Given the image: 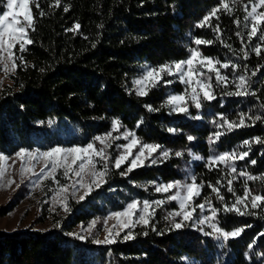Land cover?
I'll return each instance as SVG.
<instances>
[{
  "label": "trees",
  "instance_id": "16d2710c",
  "mask_svg": "<svg viewBox=\"0 0 264 264\" xmlns=\"http://www.w3.org/2000/svg\"><path fill=\"white\" fill-rule=\"evenodd\" d=\"M224 2L231 12L221 7L222 0H60L58 6L55 0L31 1L35 30L28 29V36L33 43L22 53L16 50L12 84L0 89V153L85 146L111 131L114 120L141 144L160 148L156 163L130 172V162L120 168L111 163L105 182L82 200L69 199L65 212L52 213L48 230H0V264H264V202L256 209L251 208L250 198L247 209L238 205L251 215L224 211L225 204L231 207L236 196H243L245 187L252 194L264 195V180L239 175L244 171L264 176V143L255 142L256 137L264 140V45L260 55L252 50L261 41L257 37L248 41L251 21L244 19L245 5L251 11L257 0ZM5 4L6 0L0 2V14L7 10ZM215 8L219 11L198 27ZM195 39L212 43L196 45ZM190 48L219 61L216 67L228 78L226 83H217L215 73L201 69L204 76L198 78L211 83L215 99L205 100L201 93V107L196 108L191 88L167 73L147 95H137L134 81L144 66L158 68L187 60ZM241 48L248 53L246 59ZM223 63L229 67H220ZM239 75L248 80L249 94L227 95L237 91ZM172 94L186 95V113L168 106ZM241 113L245 126L230 131L227 125L218 126L223 124L221 116L238 123ZM256 116L261 119L255 120ZM216 132L223 134L216 138ZM245 140L250 143L244 145ZM165 150L167 158L160 155ZM177 152L181 155L176 156ZM241 152L248 156L239 159ZM223 153H235L237 158L209 164L210 157ZM229 165L237 171L231 172ZM192 176L202 185L200 195L191 202L193 218L169 216L179 206L167 199L171 190L158 193L156 186L191 183ZM228 180L235 195L227 190ZM209 185L219 188L223 201ZM134 200L163 204H155L148 225L129 231L132 238L124 239L128 235L124 232L114 243H96L102 220ZM198 204H205L204 209ZM14 207L13 203L1 206L0 215ZM212 208L218 209L215 219L199 223L211 216ZM91 221H98L92 233L79 238L76 230ZM175 223L182 226L176 228ZM210 224L227 232L242 231L225 240Z\"/></svg>",
  "mask_w": 264,
  "mask_h": 264
},
{
  "label": "snow or ice",
  "instance_id": "6c2138e0",
  "mask_svg": "<svg viewBox=\"0 0 264 264\" xmlns=\"http://www.w3.org/2000/svg\"><path fill=\"white\" fill-rule=\"evenodd\" d=\"M2 2V0H0ZM56 5L58 6L60 3V0H55ZM236 0H233V3H235ZM6 7V11H4L2 14H0V58H5L8 61H11V67L15 69L17 67L16 65V56L13 51L15 46L19 45L20 52H24L26 50V45L32 44V39L28 36V29H34V17L31 13L30 8V0H6V4L4 5ZM39 7V5H36ZM221 7L229 12L232 11L229 4L227 2H224L222 0ZM247 5H245V11L247 12L246 16L244 17L245 21H251V27L250 30L247 33L248 41H251L253 37H257L261 43H258L255 45V47L252 49L257 55H260L261 53V47L264 45V29L261 28V24H264V11H257L258 8L264 7V0H257V2L253 3L251 6V11H247ZM64 11H68V8L65 7ZM219 11L218 8L213 9L207 16L203 18V20L197 25L198 27L204 26V24L210 19L211 16L215 15V13ZM41 15H43V12H41ZM235 23L239 25L240 21L236 20ZM80 25L76 24L75 29H79ZM249 24L245 23V28H248ZM74 29H69V31H73ZM215 31H219V27L217 26ZM259 33V35H258ZM236 35L239 37L241 35L240 32H237ZM196 45L201 44H210L212 41L207 40H201V39H195L193 41ZM226 47L231 48V45H225ZM190 56L187 60L176 62L174 65H162L159 68H150L147 70L145 75L136 81L134 83L136 85H141L137 90V95L144 96L147 95V85L151 84V86L155 87L157 83L163 78L162 74L167 73L168 75H176L179 74V80L189 86L191 88V94L190 99L195 103L196 108L201 107V103L199 100V96L202 93L203 98L205 100H212L215 99L214 95L212 94L211 83L205 82L204 80L199 79L198 77L204 76V71L201 69H206L207 72L215 73V78L217 83L227 82V77L225 75H222L220 72V69L216 67V64L220 63L219 61H214L212 58L204 57L202 56V53L198 51L197 48H190ZM241 51L244 52L245 59L247 58L248 53L244 51L243 48H241ZM6 54V56H5ZM19 59L23 61V56H20ZM200 65L201 68L198 69L196 65ZM185 65L187 66L185 70ZM222 68H228V63H223L220 65ZM232 67L235 69L238 67L237 65H232ZM246 67V66H245ZM173 68L175 71H173ZM5 71H8V65L5 64ZM253 75H255V72H253ZM209 80L211 77L208 78ZM238 83H236L237 91L235 92H229L227 95H236V96H245L248 95L247 86H248V80L244 75H239L237 77ZM166 83H171V81H166ZM235 83V81H234ZM252 95H255V93H251ZM167 104L173 105V110L178 112H187L188 108L186 105V95L185 94H179V95H171L169 96L167 100ZM148 107L149 111H155L156 109H152L151 106ZM264 107V105H262ZM251 119V117H249ZM260 116H256L255 120H260ZM221 120H223L222 125H218L220 127H223L224 125H227L228 130L230 131L233 128L242 127L245 126V119L244 114H240L239 122L235 121H229L225 119L223 116H221ZM119 126V121L114 120L112 127L114 130H116ZM169 131H173L172 129H169ZM223 133L216 132L214 133L216 138H219ZM129 136L132 137L129 143L121 145L124 149L123 153L118 155L115 158L114 166L116 168H120L122 164H124L126 161L129 160V157L133 156V149L137 147V145L140 144V141L135 137L134 133H125L124 138L127 139ZM111 137V132L105 134V136H97L95 137L96 141H99L101 145H104V147L97 148L94 143H89L86 147H73L68 149H62L59 147L52 148L49 151L41 152V153H32L28 152L25 149H21L16 155L17 157L21 158V175H23L27 171H31V169L23 163V158L25 156L28 157L29 160L37 159L38 157H43L46 160L51 161V168L50 172L54 173L58 167H64L65 172L64 175L68 176L69 172H74L75 176L79 179L77 180V183L81 185V187H86L89 190L91 189L92 185H95L97 187L100 186L101 183L105 182L104 178L107 175L108 171V154L106 153L105 149L109 146V144L106 142L107 138ZM118 139V137H117ZM189 140L193 139V137L189 136ZM256 143H264V140H262L260 137L255 138ZM244 145H248L250 142L248 140H245ZM160 148V145H153V144H147L144 143L139 147V151L135 154L134 158L130 161V166L127 169L128 172L132 171L133 168H138L143 165L144 160L151 156L152 153H155ZM147 154V155H146ZM160 155L163 158H167L169 156V151H161ZM176 156H180L181 153L177 152L175 153ZM246 156H248V152H241L239 154V159H244ZM70 157V159H69ZM99 157L101 161L104 162L102 170H98L96 166V160L95 158ZM237 158L235 153H223L220 155H216L213 157H210L209 164H216V163H225L226 161L233 160ZM6 159L3 156H0V160ZM199 159V157H197ZM152 163H156V160L153 159ZM252 164H255L256 161L252 160ZM76 165V168H73V166ZM231 167V172L235 173L237 169L234 166L229 165ZM48 168V164L45 163L44 167L41 168V173H44L45 176L49 175V173L45 172V169ZM4 171L3 169H0V176H3ZM90 174L91 176V182L88 184L84 183V175ZM122 175L126 173H121ZM240 176H247L248 180H256V179H262L264 180V176L262 177H255L252 175L247 174L244 171H241L239 173ZM55 179V177H53ZM191 183H184L181 184V182L177 181L174 183H168V184H162L158 185L155 188V191L160 193L164 192L167 193L173 188L180 189L175 192V194L170 195L167 197L169 201H179V211H175L172 213H169V216H183V219L185 221L190 220L192 218V212L195 211V208L190 209L191 202L193 201L194 197L200 195V188L202 185L196 184V178L195 176L191 177ZM11 183V181L9 182ZM220 182L217 181V184ZM232 180H228V192L233 193L235 195L234 189L231 187ZM209 187L212 189L214 193L217 194V199L223 201L224 196L220 195V190L218 187L209 185ZM61 192H67V187H62L60 189ZM250 198L251 208L256 209L261 206V202H264V195L260 194H252L251 190L245 187L243 196H236L235 202L229 207L227 204L224 206L225 212H231L235 211L239 215H251L254 213H250L248 211H242L238 205H244V208L247 209L248 204L246 201H248ZM83 199V197H81ZM156 205L163 204V201H155ZM205 203H209V201H205ZM196 207L200 208L201 210L204 209L205 204H198ZM151 209V202L145 200L143 201V207L142 209L139 207V202L133 201L127 205L124 211L122 212H115L112 213V217L115 218L118 222L119 228L126 229L135 227L137 223H142L144 225L149 224V217L153 215V212L150 211ZM218 209L212 208L211 209V216L210 217H204L199 221V223L203 224L205 222H209L210 220L215 219ZM137 212H139V218L138 220H134L133 217L137 215ZM124 218V219H121ZM168 217H165L167 219ZM95 223V222H93ZM176 228H180L182 226L181 223H175L174 225ZM212 229L215 232L220 233L225 240H227L229 237H235L240 234L242 229H236L232 232L223 231L219 227H217L216 224H210ZM113 228H116L117 225H113ZM155 230V229H154ZM116 235H119V232L115 233ZM147 235V233H144ZM71 235V234H70ZM205 235H211V233H205ZM113 232L111 229L108 230V235L105 237L103 241L97 240L96 243H114L115 241L112 239ZM83 239V237H79ZM132 238L131 232L128 233L124 237V239H130Z\"/></svg>",
  "mask_w": 264,
  "mask_h": 264
},
{
  "label": "rangeland",
  "instance_id": "374dc122",
  "mask_svg": "<svg viewBox=\"0 0 264 264\" xmlns=\"http://www.w3.org/2000/svg\"><path fill=\"white\" fill-rule=\"evenodd\" d=\"M31 1L32 0H30V3ZM17 49H19L18 44L13 49L14 53L16 52ZM5 64L8 65V71H5ZM150 68H155V67L144 66L140 74L135 78V81L141 79L145 75L147 70ZM186 68L187 66L185 65V70ZM15 69L11 67V61H8L5 58H0V89L3 88L5 85L12 84L11 75L15 72ZM173 71H175L174 68ZM164 74L166 73H163L162 77ZM174 76L176 79H179V74H176ZM140 87L142 86L135 84L136 91ZM151 87H153L151 86V84L147 85V91ZM172 95H179V94H172ZM168 106L171 108V110H173L174 107L173 105L168 104ZM109 132H111V137H108L106 141L109 144V146L105 149L106 153L108 154V160H107L108 167L111 165V163L114 164L115 158L118 155L123 153L124 149L120 146L129 143L130 140L132 139L131 136L125 139L124 138L125 133H133L129 130L123 129L120 125L116 130L112 128V130ZM105 134L98 136H105ZM91 143H94V145L97 148L104 147V145H101L100 142L96 141L95 139ZM87 145L56 146V147L62 149H68L73 147H86ZM141 145L142 144L140 143L139 145H137L136 148L133 149V156L129 157V160L126 162H130L131 159L134 158L135 154L139 151V147ZM25 150L32 153H41V152L49 151L50 149L36 148V149H25ZM155 153H152L151 156H148L144 160L143 165L147 163H152V160L155 159ZM16 154L5 155L0 153V156L6 158L4 160H0V169H3L4 171L3 176H0V207L7 205L9 203L15 204L14 209L11 210L8 214L0 215V230L11 232L17 230H25L28 227H33L34 229L46 231L51 226L53 212H65L69 199L72 198L74 200H82L81 197H83L84 199L93 189L97 188V186L95 185H92L90 190L86 187H81V185L77 183V180L79 178L75 176L74 172H69L68 176L64 175L65 172L64 167H58L54 173L50 172L51 161L46 160L43 157H38L37 159L29 160L28 157L25 156L23 158V163L25 164V166L29 167L31 171H27L23 175H21V171H20L21 158L17 157ZM95 160H96L97 169L102 170L104 162L101 161L99 157H96ZM45 163L48 164V168L45 169V172L49 173V175L47 176H45L44 173H41V168L44 167ZM76 167H77L76 165L73 166V168ZM53 177H55V179H53ZM10 181L11 183H9ZM90 182H91L90 174H85L84 183L88 184ZM62 187H67L68 191L61 192L60 189ZM178 190L180 189L173 188L171 190L172 195L175 194V192ZM134 201L139 202V207L142 209L143 201L145 200H134ZM149 202H151L150 211L153 212L155 208V203L152 201ZM175 202L179 206V201H175ZM127 205L125 206V208L127 207ZM125 208L119 211H114L109 213L107 217L104 220H102L101 222L102 228L97 237V240L103 241L105 237L108 235L109 229H111L113 232L112 239L114 241L122 233L124 232H126L127 234L129 233V231L133 227L121 230L118 226L117 220L112 217V213L122 212L125 210ZM191 208L192 205H190L189 210H191ZM138 218H139V212H137V215L134 216L133 219L138 220ZM181 218L183 219L182 215ZM97 224L98 221H91L87 227L78 228L76 232L80 234L81 237L84 238L85 236H88L92 233L93 228ZM141 224L142 223H137L135 226ZM113 225H117V227L113 228L112 227ZM116 232H119V235H116L115 234ZM101 244H108V243H101Z\"/></svg>",
  "mask_w": 264,
  "mask_h": 264
}]
</instances>
